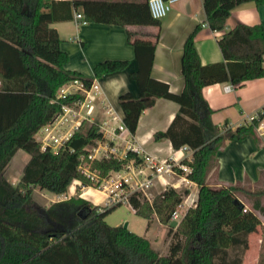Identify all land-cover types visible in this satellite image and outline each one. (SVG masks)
Instances as JSON below:
<instances>
[{"label": "trees", "instance_id": "16d2710c", "mask_svg": "<svg viewBox=\"0 0 264 264\" xmlns=\"http://www.w3.org/2000/svg\"><path fill=\"white\" fill-rule=\"evenodd\" d=\"M244 1L249 0H203L206 24L221 29L231 9ZM72 5L82 8L86 22L159 24L150 15L148 0H0V264H241L248 235L261 224L256 200L248 207L241 197L264 191L240 182L211 183L206 178L217 162L218 149L228 139L254 135L262 114L233 129L219 127L210 118L212 109L202 88L264 76V28L260 24L235 25L217 41L226 62L203 65L194 45L200 28L196 25L183 43L184 82L178 93L151 76L155 42L136 30H126L136 61L128 75L138 87L137 96L124 91L117 98L126 130L134 134L142 111L164 97L177 102L178 108L168 126L153 133V140L168 139L174 149L187 146L192 152L189 159L180 161L190 167L183 175L196 183L197 197L175 226L170 225L171 215L189 188L166 185L151 199L138 191L128 196L133 212L148 220L147 225L156 218L174 233L176 239L161 254L145 236L106 222L105 216L120 202L101 207L82 197L78 188L48 205L32 197L36 188L65 193L73 180L96 187L130 160L142 161L131 150L121 158L89 157L92 147L103 140V132L98 122L86 118L57 148H42L36 137L43 125L62 112L63 105L76 106L84 98L80 91L61 94L64 85L78 79L89 88L94 78L123 70L129 63L123 58L103 59L94 65L93 77L64 67L68 54L50 23L70 17ZM18 149L28 158L19 179L12 183L5 171Z\"/></svg>", "mask_w": 264, "mask_h": 264}, {"label": "crops", "instance_id": "0c3cea01", "mask_svg": "<svg viewBox=\"0 0 264 264\" xmlns=\"http://www.w3.org/2000/svg\"><path fill=\"white\" fill-rule=\"evenodd\" d=\"M76 12L83 14L81 7L75 8L72 5L70 17L50 23L59 34L60 47L68 54V60L64 64L65 68L77 70L87 77H93L94 65L103 59L123 58L129 63L123 70L105 74L101 78H94L98 81L99 92L91 94L83 104H77L74 107V111H78L80 115L68 114L67 120L57 126L59 133L70 127L72 130L81 119L86 118L108 129L115 127V132L120 137L114 145L115 149H119L117 146L124 145V141L130 139L143 149V152L160 156H168L177 151L168 139L155 141L152 137L156 130H164L168 126L178 108L177 102L164 97L156 98L154 103L140 114L134 134H130L126 128L119 130L116 127L120 120L122 121L123 115L118 105V95L124 91H129L134 96L138 95L137 84L128 75L129 71L136 68V61L133 46L127 42L126 30H136L155 42L151 76L166 82L170 91L178 93L184 82L181 72L183 43L196 25H200V28L194 35V45L203 65L212 62H226L217 41L235 25L260 24L264 28V2L257 4L251 0L234 6L221 29H211L206 24L203 0H176L171 4L166 15L159 19L157 26H120L98 22L77 25L74 18ZM227 84L231 85L230 90L224 89ZM202 96L212 109L210 115L212 122L219 127L227 125L233 129L249 121L259 110H264V76L247 79L239 84H233L230 81L211 83L202 88ZM112 114L116 115L114 119ZM254 131V135L225 141L217 151V162L209 170L206 180L211 178L214 180L211 183L224 185L240 182L241 185L250 187L254 191H264V113L259 118ZM109 141L106 137L103 138L102 145L112 146L113 144L108 145ZM191 153L186 150L178 152V155L181 154V159H189ZM177 178L179 182L187 181L194 185L185 198L190 200L185 210L196 200L197 185L186 177ZM76 188L82 197L93 201L88 195L89 186L81 185L78 180H73L67 191L61 193L60 198L64 199L72 195ZM241 199L248 207L256 200L257 213L261 219V224L248 235L249 245L244 251L241 264H257L259 258L262 259L260 264H264V193L252 195L249 198L242 196ZM179 219L180 217L175 219L174 226ZM157 224L161 225L158 221ZM149 226L147 225L146 229Z\"/></svg>", "mask_w": 264, "mask_h": 264}, {"label": "built area", "instance_id": "2783aa9c", "mask_svg": "<svg viewBox=\"0 0 264 264\" xmlns=\"http://www.w3.org/2000/svg\"><path fill=\"white\" fill-rule=\"evenodd\" d=\"M175 1L176 0H148V8L150 15L153 18L160 19L161 17L166 15V13L171 7V4ZM74 18L75 23L77 25L86 23V20L84 19L83 14L81 12H76ZM230 88V84L224 86L225 90H230ZM70 91H80L84 94V98L82 100H78L76 103V105H81L91 94L99 92L98 81L97 79H94L90 87L85 88L80 82V80L75 79L62 87L61 94H65ZM74 107L75 106L71 105H63L62 112L58 114L53 121L43 125L38 130L36 137L40 141L42 148H44L46 145H49L52 148H57L59 145L62 144L64 140L68 138L71 132V127L59 133L57 126L67 120L68 114H79L78 111H74ZM263 113L264 110L261 109L257 114H255V116L258 117L260 114ZM115 117L116 115L112 114V118L114 119ZM116 127H118L119 130L125 128L123 121L120 120L119 124H117ZM100 129L103 132V138L106 137L108 140H110L111 143L108 142V145H113L110 147H107V145L103 146L102 140L98 141L97 144L92 147L89 157H98L101 155H114L116 157L121 158L124 157L126 151L131 150L142 159L141 163L137 164L130 160L126 165H124L123 169L117 171L119 175L118 187L120 190L125 189V191L121 192L120 194L118 193L117 199L113 203L125 201L129 205L128 196L133 191H138L143 194L146 198L151 199L152 196L150 197L148 193L149 189L152 186H154L156 183H158L162 187H165L166 185H171L168 184V181L166 180L165 176H183L185 178L183 173L189 171L190 169L188 165L180 161L181 154L178 155V152L186 150L191 152V150L187 146H181L177 149V151H175L171 155L160 156L158 154L150 152H143V149L137 146L135 142L131 141L130 139H127L124 141L125 143L122 149L123 152L121 151V154V152L119 151V153L118 149H115L114 146L120 139V137L115 132V127H111L110 129H108L106 127L100 126ZM103 150L105 151L104 154H100ZM176 167L180 168L183 172L179 173L176 170ZM123 184L125 185V187H123ZM178 209H176L172 213L171 219H177L181 217V213ZM243 210H245V208H243Z\"/></svg>", "mask_w": 264, "mask_h": 264}, {"label": "rangeland", "instance_id": "374dc122", "mask_svg": "<svg viewBox=\"0 0 264 264\" xmlns=\"http://www.w3.org/2000/svg\"><path fill=\"white\" fill-rule=\"evenodd\" d=\"M88 112H89V109H88ZM118 148L120 150L123 149V145H119ZM119 149H118V152L120 151ZM104 152L105 151L103 150L100 154H104ZM27 158H28V154L24 150L18 149L16 151V153L13 155L5 171V177L9 181L15 183L19 179L22 166L25 163ZM213 166L214 164L211 166L210 170L212 169ZM165 177H166V180L168 181V184H171L178 190H181L183 188H189V190L191 191L194 188V185H192L190 182H187V181L179 182L177 180L179 178L175 176L169 175ZM170 177H172L173 179H171ZM118 178H119L118 172L113 171L110 173L107 179L102 180L98 186L96 187L89 186L88 195L93 200L92 202L101 207L114 204L113 202L116 201L118 193L120 194L121 192L125 191V189H121V190L119 189ZM207 181L212 182L214 180L211 178H208ZM123 187H125L124 184H123ZM160 188L161 186L158 183H156L154 186H152L149 189V193H148L149 196L150 197L153 196L156 192L160 190ZM187 195L184 196L182 204H180V206L178 207L179 208L178 210L180 213H182L184 208L187 206V204L190 203L189 199L187 200L185 199ZM61 196L62 194H56L50 191L40 190L37 188L34 189L32 193V197L34 198V200L42 205H48L52 201L62 199L60 198ZM120 203L121 204L118 207H116L113 211H111L105 216L106 222L111 225L126 224V227L128 229L148 238L151 242V245L155 249H157L161 254L167 253L168 245L170 244V242H173L176 239L172 230L169 231L168 226L163 227L161 225H158L156 220H153L150 226L146 229L148 220L135 214L130 209L131 207L127 204V202L121 201ZM174 221L175 219L170 220V225L172 227L174 226L173 225Z\"/></svg>", "mask_w": 264, "mask_h": 264}, {"label": "water", "instance_id": "95a60500", "mask_svg": "<svg viewBox=\"0 0 264 264\" xmlns=\"http://www.w3.org/2000/svg\"><path fill=\"white\" fill-rule=\"evenodd\" d=\"M124 226H126V224H124Z\"/></svg>", "mask_w": 264, "mask_h": 264}]
</instances>
